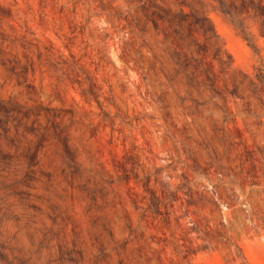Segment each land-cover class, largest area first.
<instances>
[{
	"label": "rangeland",
	"instance_id": "rangeland-1",
	"mask_svg": "<svg viewBox=\"0 0 264 264\" xmlns=\"http://www.w3.org/2000/svg\"><path fill=\"white\" fill-rule=\"evenodd\" d=\"M0 264H264V0H0Z\"/></svg>",
	"mask_w": 264,
	"mask_h": 264
}]
</instances>
